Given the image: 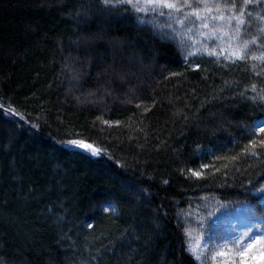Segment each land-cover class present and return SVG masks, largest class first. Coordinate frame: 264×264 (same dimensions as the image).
Returning a JSON list of instances; mask_svg holds the SVG:
<instances>
[{"label":"trees","instance_id":"16d2710c","mask_svg":"<svg viewBox=\"0 0 264 264\" xmlns=\"http://www.w3.org/2000/svg\"><path fill=\"white\" fill-rule=\"evenodd\" d=\"M261 96L264 61L185 59L128 5L0 0V264H198L218 204L264 213Z\"/></svg>","mask_w":264,"mask_h":264},{"label":"rangeland","instance_id":"374dc122","mask_svg":"<svg viewBox=\"0 0 264 264\" xmlns=\"http://www.w3.org/2000/svg\"><path fill=\"white\" fill-rule=\"evenodd\" d=\"M177 2L180 3L182 0H177ZM194 2L195 0H190V3ZM203 2L213 7L216 3L223 6L227 0H203ZM258 3L264 4V0H258ZM252 11H256V9L252 8ZM137 13L141 20L148 21L154 26L160 37L175 42L185 59H190L199 54H208L234 60L239 58L232 55L234 51H239L241 56H244V51L236 47L234 41L228 39L217 41L215 37L211 39L207 37L209 29L222 27L219 22L214 24L209 19L182 25L177 24L166 14L162 15L159 11ZM218 15L219 13H212V16ZM202 24H207L208 28H203ZM168 25H172V27L170 28ZM182 32H186L187 35H182ZM201 32L205 35H200ZM250 34L255 35L256 33L251 31ZM243 38L249 39V35H244ZM246 56H256V58L264 61V40L258 39L254 45L250 46ZM261 121H264V116L253 122L254 131H264V124H259ZM255 124H258V129L253 127ZM75 147L91 154H94L93 150L97 152L93 147L90 149L77 145ZM260 189L257 190V193H261ZM187 246L188 248H199L201 253L199 259L194 256L198 264H264V255H262L264 253V213L255 214L246 203L222 202L213 212L207 214L195 228L189 231ZM218 251H224L230 255L216 256L213 259V254ZM241 252H245L243 258L238 255Z\"/></svg>","mask_w":264,"mask_h":264},{"label":"snow or ice","instance_id":"6c2138e0","mask_svg":"<svg viewBox=\"0 0 264 264\" xmlns=\"http://www.w3.org/2000/svg\"><path fill=\"white\" fill-rule=\"evenodd\" d=\"M113 4L128 5L129 10L132 12H157L159 11L162 15H167L170 19H173L177 24L187 25L194 21H207L211 19L212 23L219 22L222 27L209 29L207 37L211 39L215 37L217 41L222 39H228L235 42V46L244 51V56H241L239 51H234L233 56L244 59L247 55V51L250 50V46L254 45L259 40H264V4L258 3V0H243L239 5L233 0L232 4L225 3L221 6L216 3L213 7H210L203 0H195L194 3H190V0H182L178 3L177 0H99V6L104 10H110ZM248 8H255L256 11H248ZM167 10L166 12L164 10ZM238 9V13H237ZM219 13L218 16H212V13ZM234 25V26H233ZM259 25V27H257ZM207 29V24L201 25ZM243 26V33H242ZM172 27V25H168ZM227 30V31H226ZM251 31H255V35H251ZM182 35H187L186 32H182ZM200 35H205L201 32ZM244 35H249V39H244ZM231 46V45H230ZM198 67V66H197ZM256 97H254L255 99ZM260 99H264L261 96ZM119 123V122H117ZM264 124V121L259 122ZM254 128L258 129V124L253 125ZM72 144L84 147L85 149L92 148L91 145L85 144L82 141L73 140ZM252 141H249L251 144ZM264 144V141H260ZM96 154L95 150H93ZM207 167V165H202ZM191 171V170H190ZM195 175L199 176L200 173L196 172ZM253 191L257 189L255 186L252 188ZM260 192L264 195V186H261ZM251 247V245H249ZM188 251L191 255L199 259L201 253L199 248L189 247ZM247 251V250H246ZM230 254L224 251H218L213 254V259L216 256H229ZM243 258L245 252L238 253ZM264 255V253H262Z\"/></svg>","mask_w":264,"mask_h":264}]
</instances>
